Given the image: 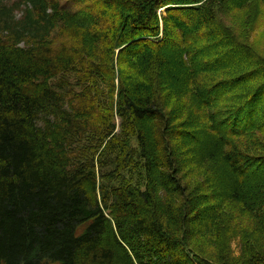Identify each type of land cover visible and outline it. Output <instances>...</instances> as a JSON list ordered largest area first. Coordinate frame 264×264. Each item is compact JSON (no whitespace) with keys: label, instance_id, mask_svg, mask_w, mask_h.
Listing matches in <instances>:
<instances>
[{"label":"trees","instance_id":"obj_1","mask_svg":"<svg viewBox=\"0 0 264 264\" xmlns=\"http://www.w3.org/2000/svg\"><path fill=\"white\" fill-rule=\"evenodd\" d=\"M252 2L0 0V264H264L191 244L229 201L264 234V58L218 15Z\"/></svg>","mask_w":264,"mask_h":264},{"label":"rangeland","instance_id":"obj_2","mask_svg":"<svg viewBox=\"0 0 264 264\" xmlns=\"http://www.w3.org/2000/svg\"><path fill=\"white\" fill-rule=\"evenodd\" d=\"M160 13L166 15V8ZM219 18L229 26L239 40L251 46L254 51L264 58V4L252 2L244 8H229L218 11ZM244 70L228 69L215 72L212 75L214 82H222L240 77ZM264 83V79L256 82L252 90L264 87L258 86ZM236 145L250 154H264V132H256L252 136L235 138ZM205 177L197 171L189 174L185 182L193 190L205 191ZM223 204V203H222ZM220 217L214 223V216L218 213L209 210V221L198 229L201 231L193 236L191 244L195 246L201 256L213 261H219L223 257L237 261L243 254L246 244H250L259 250H264V234L257 219L244 207L234 201L224 203L219 209ZM214 223V224H213ZM217 226V228H216ZM220 229L222 241L215 236V229Z\"/></svg>","mask_w":264,"mask_h":264}]
</instances>
